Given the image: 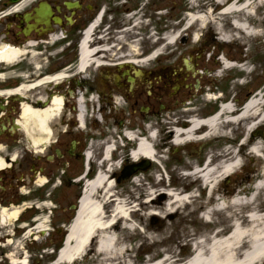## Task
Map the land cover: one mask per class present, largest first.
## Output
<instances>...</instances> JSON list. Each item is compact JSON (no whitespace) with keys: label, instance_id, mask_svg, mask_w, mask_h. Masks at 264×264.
<instances>
[{"label":"flooded vegetation","instance_id":"flooded-vegetation-1","mask_svg":"<svg viewBox=\"0 0 264 264\" xmlns=\"http://www.w3.org/2000/svg\"><path fill=\"white\" fill-rule=\"evenodd\" d=\"M124 1L0 0V46L19 52L6 69L7 79L0 81V260L7 241L21 243L31 260L43 256L32 252L36 241L57 247L83 181L107 171L118 160L120 167L110 168L107 176L117 181L122 178V165L129 160L119 152L105 160L104 149L122 150L132 144V138L157 132L166 116L171 117L175 130L184 131L194 117L224 116L226 104L235 114L251 101L252 110L238 122L232 144L242 155L256 141L264 150V119L256 117L264 113V46H176L170 62H142L141 56L136 57L139 62H130L120 57L127 53L123 48L117 54L100 51V62L83 72L77 70V44L84 29L101 12L96 30L100 32L107 15L125 14ZM125 24L123 15L109 29L110 35L123 30ZM226 50H236L238 58L227 59ZM3 69L0 65V75ZM58 73L64 77L51 78ZM5 89L10 93L3 95ZM54 98L61 104L48 123L50 136L42 139L33 133L38 139L34 146L22 129L21 107L47 109ZM249 123L255 126L246 131ZM205 132L201 126L193 132L196 140L182 135L185 140L171 145L177 170L206 162L217 166L225 160L223 139H204ZM240 174L244 186L260 179L263 160L248 156ZM225 185L226 179L220 181L215 195L227 196ZM182 187L190 192L195 183ZM202 187H197L200 193ZM14 210L17 217L2 224V211ZM38 220L45 222L46 232L35 229Z\"/></svg>","mask_w":264,"mask_h":264},{"label":"rangeland","instance_id":"rangeland-1","mask_svg":"<svg viewBox=\"0 0 264 264\" xmlns=\"http://www.w3.org/2000/svg\"><path fill=\"white\" fill-rule=\"evenodd\" d=\"M125 1L124 9L126 16L122 13L111 15V17L114 18V23L112 25L115 26L114 24H116L123 15L125 18L129 19V25L132 23L131 19L133 18L136 20L148 17L150 19L148 26L143 27V24H138L139 27H141V39H137V41H135L137 43L136 48L139 52L149 51L155 47L159 48L162 54L156 59V61L170 62L172 53L176 46H199L211 44L210 39L208 43H204L205 40L208 39L207 36H216L214 31L211 29V27L216 25V23L213 25L211 22L213 23L212 18L219 14L217 11L222 9V6L217 4V0ZM228 1L230 2L231 0ZM252 1L256 2V0ZM133 9H135V12ZM210 9L211 14H209L206 18V27L200 28L199 25L193 24L192 26L190 25L188 29L182 30V27L184 28L185 23H187V16L201 15L204 12L207 13ZM234 15L240 17V15ZM220 18L221 20L218 21V25H222L223 29L231 27V23L229 22L231 18L230 15L220 16ZM142 19H140V22ZM250 23H253L252 25L254 27H258V29L261 30V35L259 37L247 38L244 46H264V6L262 8L256 7L253 21ZM149 26H151V28L155 27L153 30L156 35H159L162 32L165 38L170 37L175 33H179L178 35L180 36L172 45L163 43V46H158L157 43H153L152 39L150 40L147 38ZM180 29L182 31H180ZM195 29H199L197 34L200 37L197 41L193 42L192 34L195 33ZM237 34L241 35L239 33ZM214 39L215 40L213 41H215L217 45H242L235 41L224 44L219 39ZM239 50L240 49H238V51ZM226 51L227 53L225 55L227 57L239 56V54L234 56V52L236 50ZM243 51L249 52L252 50L243 49ZM6 79L7 77H5V80ZM227 125L231 128V132L233 131V136L232 134H229L227 138H224L222 135L223 133H219L218 135H221V138L219 139H223L222 143H224V149L228 151L229 146L231 148H236L234 146L235 144L233 145L230 143L233 142L232 138H235L234 131L238 129L239 125L238 123ZM228 126L226 127L228 128ZM172 130H174L172 127V119L171 117L166 116L162 127L159 130L157 129L163 144L161 149L156 148L157 153H160L161 155V158L159 159L160 165L152 162L151 167L147 171L138 173L132 180L123 182L120 185L114 184L112 193L114 194L115 200L120 202L129 201L130 205L134 206V211L130 212L131 219L139 228L133 230L125 228L122 225L119 226L118 247H122V252L116 255H113L112 253H99L96 250L94 251L95 239H92L91 245L88 248L90 251L87 250V253H85L86 256L84 257L87 264H180L193 255L194 252L198 250H207V244L210 243V240H212L211 238L214 235L219 237L217 232L220 235L228 233L231 221L243 220V218L240 217V214L236 212L232 213L236 207L234 208L229 204V201H231L230 197H232L231 192L235 191L236 194H240V192L247 193V191L244 190L245 183H241L239 180V176H241V174L238 176L232 175L228 178L229 182L225 185V193L227 196L230 195L228 198L221 196V194L215 195L217 186L209 192H205L207 191L206 188L200 189V193L198 188L202 185L197 186L198 183L201 184V181H199L200 179L195 175L185 173L191 171L192 167L190 169L177 170V166L170 156L171 142L169 143V137L171 135H167V133ZM195 136L198 137L200 135L195 134ZM216 139L217 138H212L211 140ZM196 143L197 142H194V144L189 147L190 151L194 150ZM121 151H119V154H121ZM260 151L264 155L262 145ZM125 152V149H123L122 153ZM236 153L242 162L247 160V157L249 156L248 154L253 155L250 152H244V155H242L240 150H236ZM223 157L225 159H229L228 155L223 154ZM177 183H179L181 187H177ZM192 183H195V187L191 189V191L194 192V195L190 196L189 192H185L182 185L188 186ZM100 192L101 191L98 193L101 195ZM172 192L178 195L188 194L189 197L187 200L176 202L171 198L170 193ZM153 197L155 198L150 201ZM219 199L228 201L225 205V207H228V211L226 213L217 210L218 208L215 203ZM113 202L114 201H109L108 199V203L105 205L107 214L109 213L107 210L113 206ZM240 206L241 205H239V207ZM202 210H212L213 213L211 215L209 214L208 219H206L204 214L206 211L202 212ZM74 213L71 212L68 215V224L74 218ZM121 222L122 221L120 220V223ZM116 228L118 227L116 226ZM65 233L66 230H63V238L56 248L61 247ZM47 246L48 245L45 243L34 244L33 252L43 253V258L40 259L36 256L34 257V261H27V264H46L49 262L47 260L50 259V256H45L46 253L43 252V250H45L43 248L51 249L52 247ZM21 247L19 248L18 253H25V247L22 245ZM37 260L39 261L37 262ZM261 263L262 262L259 264ZM1 264L9 263L7 260L3 259Z\"/></svg>","mask_w":264,"mask_h":264},{"label":"bare ground","instance_id":"bare-ground-1","mask_svg":"<svg viewBox=\"0 0 264 264\" xmlns=\"http://www.w3.org/2000/svg\"><path fill=\"white\" fill-rule=\"evenodd\" d=\"M216 2L218 5H220L224 3V0H217ZM256 7L257 1L254 2L252 0H246L241 5H238L236 1L230 5L224 4L222 11L212 18L213 23L211 22V24L214 25V23H216V25L212 26L211 29L214 31V34L217 33L219 35L221 41L225 42H233V40L246 42L247 38L259 37L261 35V30L258 29V27H254L252 25L253 23H250L253 21L252 13L254 14ZM234 13L239 14L240 17L233 15L231 16V27L223 29L222 25L220 26L217 24L218 21L221 20L220 16H224V14L231 15ZM206 18L207 15H196L192 16L190 19L187 16V23H185V27L188 24H191V26L193 24H197L200 26V28L206 27ZM91 29L92 27L88 28L83 34L80 43V58L77 63V70L79 72H82L90 65L100 62V58H102L98 55V50L92 48V45H88L92 34ZM198 30L199 29H195V33L192 34L193 42H195V39L199 36L197 34ZM126 31L127 30H123V32ZM237 33L241 35H238ZM178 34L179 33H175L174 35L167 37V44H173L180 36ZM177 35L178 37H176ZM129 48L130 49L127 51V53L125 55H121L120 57L127 58L138 54L136 43H134V45H130ZM159 52L160 49H155L151 56L148 59L142 60V62H147L151 59H154ZM18 53L19 52L11 46H0V65L5 69L10 68L17 58ZM130 62L139 61L137 58H132ZM222 62L223 64H227L226 60L224 59H222ZM63 77L64 75L57 74L55 77L51 78L59 79ZM4 78L5 75L1 74L0 81H3ZM60 104V99L54 98L52 100L51 106L47 109L32 110L26 104L22 105V129L26 134L31 136L32 144L34 146H36L38 139L33 136V133L38 132L43 136L42 139H47L50 136L48 123L53 119L55 113H57L59 110ZM222 109L226 111V114L224 116H220V118L215 116L206 121L191 119L188 122L189 129L184 131L176 129L174 142L185 140V137H181L182 133L183 136H186V138H189L190 140H196V138L192 135L198 126L205 125L207 127L206 133L203 135V137L208 136L210 133H219L220 119L224 118V121L225 119H228V116H232V113L230 114L231 109L229 105H226ZM251 110L252 103L250 101L245 106V108L241 110L242 113L237 116V118H235V121H239L247 117ZM79 117L81 118V115ZM256 117H259V120H262L264 119V113H259ZM254 126V123H249V125L246 127V131H250ZM260 148V141H256L250 147L249 152L259 156ZM110 149L111 148L109 147L104 149L106 159L109 155ZM223 154L230 155L232 161L220 162L216 167H213L210 164H206L202 168L195 167L190 174L199 177L204 185H206L208 188H212V186L218 180L228 175L230 176L231 174L237 173L238 169L242 165L241 159L238 158L233 151H227L226 149L223 150ZM140 157L150 158L153 161H157L156 151H154L150 144L144 140L139 141L137 150L133 153L131 159L136 161ZM105 173H107V171H105ZM262 187L263 183L258 182L255 186L256 190L252 191V194L248 199H244L239 197L237 194H233L231 201H229L231 206L235 208L236 205H244L245 203L250 207V209L247 211L248 213L246 214L245 219L242 221H231L230 230L228 233L223 235L218 233L217 235H219V237L214 235L211 238L212 240H210V243L207 244V250H199L198 253L191 255L187 260L180 264H259L260 262L264 261V212H258L260 203L254 201V198H257L259 194L258 189ZM113 188L114 182L109 180L108 176L104 173H99L96 179L84 184V191L79 201V208L74 219L67 227L65 243L62 249L59 251L58 257L53 264H76L82 259L85 251L87 250L88 243L92 241V239H95L96 251L99 253H112L113 255H116L122 252V247H118L119 226L122 225L125 228L133 230H136V228L139 227H137L131 219L130 212L134 211V206L130 205L129 201L120 202L116 200V203L109 210H107L109 211L107 214L105 205L107 204V197L111 195ZM99 191H101V195L98 194ZM170 195L172 200L176 202L187 200L189 197L188 194L178 195L173 192L170 193ZM154 198L155 197L150 199V201ZM227 203V200L219 199L215 204L217 205L218 209H222L228 208L225 207ZM238 211L241 212V210ZM212 213V210H207L204 213L206 219H208L209 214L211 215ZM17 215L18 212L15 210L10 213L2 211L1 223L5 224L10 222L12 219H15ZM120 220L122 221L121 223ZM116 226L118 228H116ZM35 229H39L41 230L40 232L44 233L46 230V225L44 222H40V224L37 225ZM7 243L10 244V246L15 245L13 250H17L20 245L17 242L11 241H7ZM8 256L11 264H26V258L17 259L15 258L13 252Z\"/></svg>","mask_w":264,"mask_h":264},{"label":"water","instance_id":"water-1","mask_svg":"<svg viewBox=\"0 0 264 264\" xmlns=\"http://www.w3.org/2000/svg\"><path fill=\"white\" fill-rule=\"evenodd\" d=\"M262 264H264V262Z\"/></svg>","mask_w":264,"mask_h":264}]
</instances>
